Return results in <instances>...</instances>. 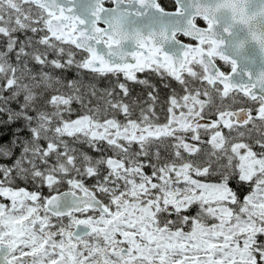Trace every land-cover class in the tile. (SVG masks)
<instances>
[{"label":"snow or ice","instance_id":"6c2138e0","mask_svg":"<svg viewBox=\"0 0 264 264\" xmlns=\"http://www.w3.org/2000/svg\"><path fill=\"white\" fill-rule=\"evenodd\" d=\"M0 264H264V0H0Z\"/></svg>","mask_w":264,"mask_h":264}]
</instances>
